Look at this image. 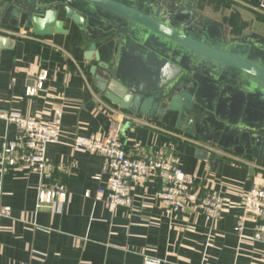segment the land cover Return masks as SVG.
<instances>
[{
    "label": "crops",
    "instance_id": "1",
    "mask_svg": "<svg viewBox=\"0 0 264 264\" xmlns=\"http://www.w3.org/2000/svg\"><path fill=\"white\" fill-rule=\"evenodd\" d=\"M164 9H188L195 19L221 27L227 39H264V0H152ZM67 35L35 37L27 29L0 27V112L50 122L63 111V140L50 145L51 170L38 175L25 167L0 165V264H264V245L253 241L252 222L234 231L243 196L264 183V159L255 161L174 129L171 119L147 118L107 103L90 74L94 60L84 54L96 43L101 60L112 59V37H89L68 24ZM24 35V36H23ZM3 39L4 42H1ZM42 87L34 96L28 89ZM118 131L131 157H173L185 174L197 178L195 195L184 211L171 213L157 198L158 182L132 185L134 209L110 213L95 201L100 155L74 150L70 139ZM17 135L0 121V147ZM199 151L206 153L198 157ZM60 184L64 201L38 208V192ZM89 192V197L85 193ZM205 192L225 200L219 219L195 208Z\"/></svg>",
    "mask_w": 264,
    "mask_h": 264
},
{
    "label": "water",
    "instance_id": "2",
    "mask_svg": "<svg viewBox=\"0 0 264 264\" xmlns=\"http://www.w3.org/2000/svg\"><path fill=\"white\" fill-rule=\"evenodd\" d=\"M68 24L113 39L108 63L94 42L84 54L96 63L90 74L107 103L171 119L186 136L264 159L262 37L229 40L192 11L152 0H0V27L50 37L67 35Z\"/></svg>",
    "mask_w": 264,
    "mask_h": 264
},
{
    "label": "built area",
    "instance_id": "3",
    "mask_svg": "<svg viewBox=\"0 0 264 264\" xmlns=\"http://www.w3.org/2000/svg\"><path fill=\"white\" fill-rule=\"evenodd\" d=\"M261 8H264L261 5ZM24 36V35H23ZM43 75L37 88L28 89L27 96H34L36 90L42 87ZM63 111L56 108L50 122L22 116L18 112H0V121L13 124L17 135L12 140L5 141L0 147V165L6 168L25 167L31 173L38 175L51 170L52 166L46 158L48 146L60 143L62 135ZM74 150L100 155L101 171L96 180L100 181L95 201L102 202L108 212L118 209L132 211L133 198L130 194L132 185H144L158 182L160 190L157 193L162 206L171 213L184 211L192 201L197 178L185 174L173 157L145 155L131 157L124 149L115 127L108 134L99 137L76 136L70 139ZM89 197V192L85 193ZM66 193L60 184L38 192V208L52 206L55 200L64 201ZM224 198L219 193L205 192L195 203L196 210L212 219H219ZM10 209H0V216H8ZM252 222L253 241L264 245V183L255 185L243 196L241 212L236 216L234 231L241 235L246 222ZM142 264H161L156 258H144Z\"/></svg>",
    "mask_w": 264,
    "mask_h": 264
}]
</instances>
